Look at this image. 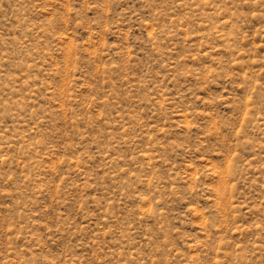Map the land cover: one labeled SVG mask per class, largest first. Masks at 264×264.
<instances>
[{"label":"rangeland","instance_id":"374dc122","mask_svg":"<svg viewBox=\"0 0 264 264\" xmlns=\"http://www.w3.org/2000/svg\"><path fill=\"white\" fill-rule=\"evenodd\" d=\"M0 264H264V0H0Z\"/></svg>","mask_w":264,"mask_h":264}]
</instances>
